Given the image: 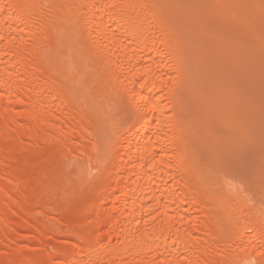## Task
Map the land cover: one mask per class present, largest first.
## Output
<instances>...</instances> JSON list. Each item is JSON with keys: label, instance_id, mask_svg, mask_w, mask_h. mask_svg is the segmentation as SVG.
I'll list each match as a JSON object with an SVG mask.
<instances>
[{"label": "bare ground", "instance_id": "obj_1", "mask_svg": "<svg viewBox=\"0 0 264 264\" xmlns=\"http://www.w3.org/2000/svg\"><path fill=\"white\" fill-rule=\"evenodd\" d=\"M249 67L264 0H0V264H264Z\"/></svg>", "mask_w": 264, "mask_h": 264}, {"label": "rangeland", "instance_id": "obj_2", "mask_svg": "<svg viewBox=\"0 0 264 264\" xmlns=\"http://www.w3.org/2000/svg\"><path fill=\"white\" fill-rule=\"evenodd\" d=\"M249 68H247L246 70V73L249 76L246 84H248L249 87L245 84V89H247L248 93L251 90H253L251 91L252 93H257L258 98L260 97L261 102L264 104V83L262 84V82L264 81V69L262 71V69L256 70L252 67ZM259 79L263 81L259 82ZM253 96L255 97V95ZM253 106L252 109H248L249 111H247V109L245 110L247 111L245 112L246 115L249 114L247 116L249 119H247V129H249L248 133L250 134V136H247L252 140L246 138V141L247 139H249V141L245 143L242 142V145L228 143L225 158L227 160V163L229 161L228 164L226 163L229 173H231L233 177L236 176L235 179H238V181L240 180L239 183L241 182L244 187H246L247 189L249 188L251 192L254 191L252 192V194L258 191L257 193L260 194H258V196L262 197V194L264 195V107H260L261 104L259 105L260 108H256V106L253 108ZM251 187L256 189L257 191L252 190ZM260 189H263L261 190L262 193H260ZM258 196L255 198H258Z\"/></svg>", "mask_w": 264, "mask_h": 264}]
</instances>
